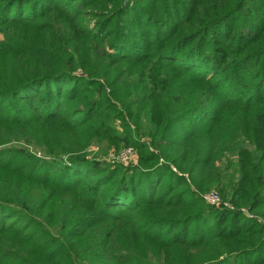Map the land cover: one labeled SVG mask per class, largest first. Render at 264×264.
<instances>
[{"label":"trees","instance_id":"trees-1","mask_svg":"<svg viewBox=\"0 0 264 264\" xmlns=\"http://www.w3.org/2000/svg\"><path fill=\"white\" fill-rule=\"evenodd\" d=\"M0 264H264V0H0Z\"/></svg>","mask_w":264,"mask_h":264},{"label":"rangeland","instance_id":"rangeland-1","mask_svg":"<svg viewBox=\"0 0 264 264\" xmlns=\"http://www.w3.org/2000/svg\"><path fill=\"white\" fill-rule=\"evenodd\" d=\"M97 22L95 18L89 17V19L86 21V25L90 26L93 23ZM134 29V28H132ZM209 49V47L204 48L203 52L206 53ZM210 70V68H209ZM77 74H80L79 72ZM215 76V75H210ZM120 122L117 120H113L108 124V127L110 128V134L111 136H118L121 137L122 130L120 128ZM107 137L108 139H100L98 141H91L83 150L81 155L85 157L88 160L91 161H98L101 164L109 165L111 167L115 165H122L123 167H129L137 162L138 152L130 146H125L121 141L115 139V137ZM21 146V145H20ZM26 151H29L31 154H36L38 157L40 156V152H38L36 149L23 146ZM129 154H125L128 153ZM34 159L32 158V161ZM31 161L29 158H26L25 155H23L19 159V163H27ZM53 172L52 175L58 173L57 168L52 167ZM217 185L211 186L208 190L203 192L201 195H205L207 193L214 192L218 194L220 199L223 202H228V193H224L221 195V193L217 190ZM54 191V187L52 185L46 186V191L38 192L39 199H36L31 203V207L33 209V214L37 215L35 218L37 221L43 222V218L47 220V217L52 213L55 209V206L48 207V203L51 201H54L52 197V192ZM203 202L208 205L204 200ZM246 212V211H244ZM32 214V215H33Z\"/></svg>","mask_w":264,"mask_h":264},{"label":"built area","instance_id":"built-area-1","mask_svg":"<svg viewBox=\"0 0 264 264\" xmlns=\"http://www.w3.org/2000/svg\"><path fill=\"white\" fill-rule=\"evenodd\" d=\"M125 154H129V151ZM202 199L210 206L225 207L232 209V206L229 203L223 202L218 196V194L214 192L202 195Z\"/></svg>","mask_w":264,"mask_h":264}]
</instances>
